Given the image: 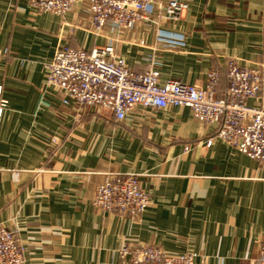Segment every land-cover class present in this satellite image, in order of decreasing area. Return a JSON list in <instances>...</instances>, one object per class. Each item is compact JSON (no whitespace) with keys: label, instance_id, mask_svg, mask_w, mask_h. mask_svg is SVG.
I'll return each instance as SVG.
<instances>
[{"label":"crops","instance_id":"1","mask_svg":"<svg viewBox=\"0 0 264 264\" xmlns=\"http://www.w3.org/2000/svg\"><path fill=\"white\" fill-rule=\"evenodd\" d=\"M184 1L177 20L159 25L183 39L154 51L160 81L204 86L233 58L260 67L258 97L246 104L264 109V0ZM92 30L86 0L63 14L0 0V223L24 246L23 264H119L118 248L136 241L194 252L195 264H249L264 245L263 163L214 137L186 106L137 105L118 121L94 106H63V93L45 86L58 46L109 42L136 72L149 63L153 25ZM225 86L222 75L217 97ZM108 173L140 176L149 203L137 217L93 205Z\"/></svg>","mask_w":264,"mask_h":264},{"label":"built area","instance_id":"2","mask_svg":"<svg viewBox=\"0 0 264 264\" xmlns=\"http://www.w3.org/2000/svg\"><path fill=\"white\" fill-rule=\"evenodd\" d=\"M28 1L40 11L63 14L72 10L79 0ZM86 1L92 32L96 35H102L106 26L110 31L120 32L132 28L138 21L153 25L155 42L149 47L153 53L143 71L136 72L124 57L115 53L109 42L89 50L58 46L45 63L44 83L63 93L60 101L63 106L72 103L79 108L94 106L118 121L125 119L137 105L153 109L186 106L194 118L213 126L214 137L264 164V109L246 104L248 98L258 97L260 67L240 65L231 58L225 62L223 71L209 70L204 86L172 79L161 82L154 51L182 44L183 39L166 33L159 25L164 20H177L187 3L184 0ZM260 50L264 53V34ZM222 75L226 86L217 97L214 87ZM4 103L0 100V116ZM211 144L212 138H208L203 146ZM184 149L188 150L189 145ZM92 203L102 211L135 218L146 209L149 195L138 174L108 173L97 186ZM117 251L119 264H195L196 257L191 251L168 253L138 241L122 243ZM24 261V246L15 230L0 223V264H23ZM249 264H264V245Z\"/></svg>","mask_w":264,"mask_h":264}]
</instances>
